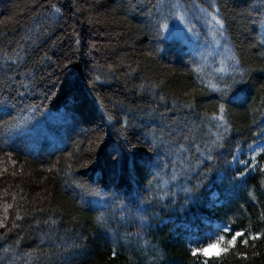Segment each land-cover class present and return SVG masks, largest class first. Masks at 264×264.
I'll return each instance as SVG.
<instances>
[{"label":"trees","instance_id":"1","mask_svg":"<svg viewBox=\"0 0 264 264\" xmlns=\"http://www.w3.org/2000/svg\"><path fill=\"white\" fill-rule=\"evenodd\" d=\"M0 109V264H264V0H0Z\"/></svg>","mask_w":264,"mask_h":264},{"label":"rangeland","instance_id":"2","mask_svg":"<svg viewBox=\"0 0 264 264\" xmlns=\"http://www.w3.org/2000/svg\"><path fill=\"white\" fill-rule=\"evenodd\" d=\"M215 16L217 20L218 17L216 14H210V19L212 20L211 23H213L215 30L212 33H214V35L216 36V38H218V41H221V36H222V28L223 26L220 24H217L212 17ZM171 28L175 29L179 35L176 38H173L168 29H163L164 34H165V38L167 40H175V39H181V40H187V37L190 35L191 30H190V26L186 20L185 17L181 16L180 19H178L177 22H175L173 25H171ZM218 43V42H217ZM215 52L217 53V44H216V49ZM219 56L221 57V55L219 54ZM211 59V58H210ZM209 59V60H210ZM208 60V62H209ZM55 124V119L54 118H50L49 119V123L48 125L50 126L49 128L54 129L52 126ZM65 125V122L62 120L59 122L58 127L62 128V126ZM261 149H264V138L261 139L260 141H257L256 143H254L245 153H241L239 155V157L236 159V165H239V167L243 170V172H245V175L240 177L237 180H234V182H231V190L228 194L229 197H233L234 200H236L238 197L234 191V188H237L238 191L241 193V191H245V187H248L249 184H253L252 180L256 179V178H261L262 173L264 172V151H261ZM233 183L236 184L235 186H233ZM249 196V195H248ZM211 202H214L215 207H221L223 206V202L219 199V195L217 194V192H213L211 195ZM214 228L217 230L216 233H207L206 235L208 237H212L213 240H217L219 236H221L223 233H226L224 231L225 228H228L230 230L229 226H223L221 224H216L214 226ZM190 244H194L195 247H197L198 245H196L195 243H193V239L191 241H189ZM195 242H197V240H195ZM214 241H203L201 242V244H204L203 247H207L208 244L212 243ZM218 253V248L214 247V248H209L208 249V256H212L213 254Z\"/></svg>","mask_w":264,"mask_h":264},{"label":"snow or ice","instance_id":"3","mask_svg":"<svg viewBox=\"0 0 264 264\" xmlns=\"http://www.w3.org/2000/svg\"><path fill=\"white\" fill-rule=\"evenodd\" d=\"M168 7L171 9V13L170 14L173 15V18L180 19V17L175 16V9L179 8L181 6L179 4H174V5H168ZM212 19L217 24L221 23L219 20L216 19L215 16H213ZM159 27L162 28V29H168L170 35L173 38H176L179 35V33L175 29L171 28V26L168 23L160 24ZM0 110H2V109H0ZM261 151H264V149H261ZM135 167H136V164H135V161H133L132 162V169H135ZM238 175L242 177V176L245 175V172H240ZM224 231L226 233H228L229 229L225 228ZM244 235H245V233H242V232H239V231H236L234 234H230L231 238L226 240V246L222 249V251H227V248L229 246H234L237 243L238 238L241 240V242L246 243L247 241L243 240ZM225 239H226L225 236L221 235V236L218 237V239L216 241L208 244L207 247H197V248H193L191 251H192L194 256H196L199 253H203L205 256H207L209 248L218 247L222 241H225Z\"/></svg>","mask_w":264,"mask_h":264}]
</instances>
